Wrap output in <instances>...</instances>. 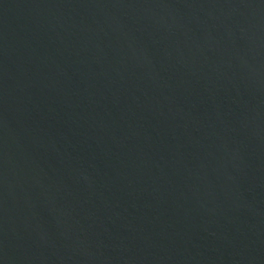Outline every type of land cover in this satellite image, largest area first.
I'll use <instances>...</instances> for the list:
<instances>
[{
	"label": "water",
	"instance_id": "95a60500",
	"mask_svg": "<svg viewBox=\"0 0 264 264\" xmlns=\"http://www.w3.org/2000/svg\"><path fill=\"white\" fill-rule=\"evenodd\" d=\"M0 264H264V0H0Z\"/></svg>",
	"mask_w": 264,
	"mask_h": 264
}]
</instances>
